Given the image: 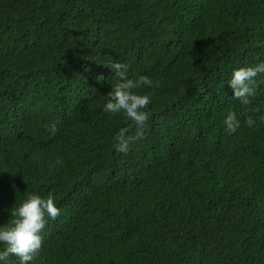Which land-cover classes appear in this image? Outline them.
I'll return each mask as SVG.
<instances>
[{
	"label": "trees",
	"instance_id": "1",
	"mask_svg": "<svg viewBox=\"0 0 264 264\" xmlns=\"http://www.w3.org/2000/svg\"><path fill=\"white\" fill-rule=\"evenodd\" d=\"M109 61L153 81L141 136ZM261 61L264 0H0V224L61 209L29 264H264V73L248 105L227 83Z\"/></svg>",
	"mask_w": 264,
	"mask_h": 264
},
{
	"label": "clouds",
	"instance_id": "2",
	"mask_svg": "<svg viewBox=\"0 0 264 264\" xmlns=\"http://www.w3.org/2000/svg\"><path fill=\"white\" fill-rule=\"evenodd\" d=\"M108 66L114 71L111 90L105 96L102 110L109 114H124L135 127V134L141 136L149 113L146 110L151 96L137 91L142 86L151 87L153 81L146 75L128 76V65L119 61H109ZM264 73V61L252 65L240 66L232 70L227 79L233 89L232 97L243 105L251 102L255 93V81ZM248 127H253L255 119L248 116ZM49 132L56 131V124L45 125ZM240 127V120L235 112L229 111L224 119V129L233 134ZM129 127L120 128L114 135V148L117 152H127L131 136ZM59 163V161H57ZM61 209L57 207L52 195L43 197L38 193L27 195L11 210V223L0 224V264H8V258H18V264H29L42 245L41 232L46 218L55 219Z\"/></svg>",
	"mask_w": 264,
	"mask_h": 264
}]
</instances>
